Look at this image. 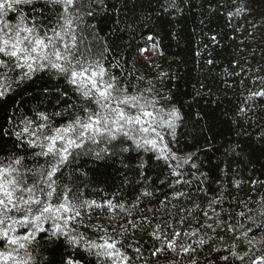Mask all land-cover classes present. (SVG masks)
<instances>
[{
    "label": "snow or ice",
    "instance_id": "6c2138e0",
    "mask_svg": "<svg viewBox=\"0 0 264 264\" xmlns=\"http://www.w3.org/2000/svg\"><path fill=\"white\" fill-rule=\"evenodd\" d=\"M49 6L57 12L55 24L43 22ZM103 6L104 0H0V101L43 81L44 97L55 95L56 105L51 112L36 106L31 116L0 127V139L13 141L6 155V144H0V264H40L37 249L61 248L59 264H137L143 252L138 232L152 241L151 255L170 257L169 264H201L205 249L204 264H264V197L255 207L238 204L239 211L224 208L222 195L209 198L203 188L197 189L203 200L193 198L185 166H197L190 164L191 154L175 147L180 110L154 88L142 89L110 72L107 47L96 55L85 44L83 16ZM167 7L179 8L176 0H168ZM245 9L237 4L236 14ZM29 10L42 18L27 15ZM48 81L56 84L48 87ZM256 97L264 99V78L248 100ZM142 153L163 164L168 179L161 183L171 188L173 199L187 200L176 210L178 219L154 223L133 215L143 198L153 197L149 186L129 207L118 200L83 199L69 182L81 156L123 157L121 164L134 178L147 182ZM96 209L105 210L107 223L92 222Z\"/></svg>",
    "mask_w": 264,
    "mask_h": 264
},
{
    "label": "trees",
    "instance_id": "16d2710c",
    "mask_svg": "<svg viewBox=\"0 0 264 264\" xmlns=\"http://www.w3.org/2000/svg\"><path fill=\"white\" fill-rule=\"evenodd\" d=\"M176 3L178 10L168 8V0H104L103 8L94 7L93 15L83 16L80 27L85 44L96 55L107 47L104 63L110 72L142 89L154 88L180 110L183 121L175 147L181 154H191L190 164L197 166H185L193 198L203 200V194L197 193L199 187L209 198L222 195L226 209L239 211L242 202L255 207L264 197V99L248 97L261 88L264 78V0ZM237 4L246 6L239 15ZM27 15L42 18L39 11L29 10ZM56 15L49 6L43 12V22L55 24ZM54 84L56 81L47 82L48 87ZM43 85L38 81L27 91L0 101V127L10 128L9 119L18 123L22 116H31L36 106L53 111L55 95L45 98ZM241 108L246 111L241 113ZM12 143L8 137L0 139V144H6L5 155ZM141 155L147 162V182L134 178L121 164L123 157L96 161L90 156H81L76 166L79 171L69 182L79 187L83 199L118 200L129 207L149 186L153 197L143 198L133 215L137 219L146 215L154 223L178 219L176 210L187 200H174L171 188L161 183L168 179L167 170L161 171L163 164L158 166L149 153ZM138 163L135 160L132 167ZM183 191L189 192V188ZM104 211L96 209L92 222L107 223ZM135 239L143 248L137 264H169L170 257L162 254L157 260L151 255L152 241L145 233H136ZM63 251L37 249L35 255L40 264H59ZM208 255L207 249L201 252V264Z\"/></svg>",
    "mask_w": 264,
    "mask_h": 264
},
{
    "label": "rangeland",
    "instance_id": "374dc122",
    "mask_svg": "<svg viewBox=\"0 0 264 264\" xmlns=\"http://www.w3.org/2000/svg\"><path fill=\"white\" fill-rule=\"evenodd\" d=\"M10 14V13H9ZM14 22V21H13ZM146 55V52L144 53Z\"/></svg>",
    "mask_w": 264,
    "mask_h": 264
}]
</instances>
